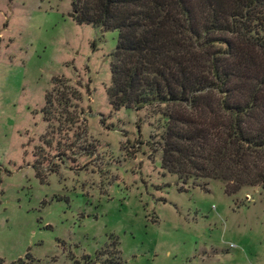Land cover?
Returning a JSON list of instances; mask_svg holds the SVG:
<instances>
[{
  "label": "rangeland",
  "instance_id": "1",
  "mask_svg": "<svg viewBox=\"0 0 264 264\" xmlns=\"http://www.w3.org/2000/svg\"><path fill=\"white\" fill-rule=\"evenodd\" d=\"M71 3L0 0V264H264V189L163 170L158 109L108 102L118 32Z\"/></svg>",
  "mask_w": 264,
  "mask_h": 264
},
{
  "label": "trees",
  "instance_id": "2",
  "mask_svg": "<svg viewBox=\"0 0 264 264\" xmlns=\"http://www.w3.org/2000/svg\"><path fill=\"white\" fill-rule=\"evenodd\" d=\"M71 7L77 24L118 32L108 102L114 111L158 109L166 122L163 170L183 182L220 181L227 195L264 189V0H72ZM109 247L105 264H118L116 243Z\"/></svg>",
  "mask_w": 264,
  "mask_h": 264
}]
</instances>
